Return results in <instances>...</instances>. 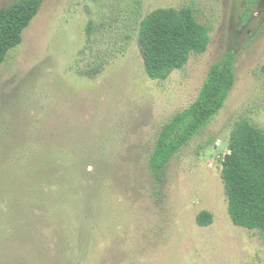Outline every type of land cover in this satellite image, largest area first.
<instances>
[{
  "label": "rangeland",
  "instance_id": "rangeland-1",
  "mask_svg": "<svg viewBox=\"0 0 264 264\" xmlns=\"http://www.w3.org/2000/svg\"><path fill=\"white\" fill-rule=\"evenodd\" d=\"M186 6L210 46L153 80L141 24ZM231 53L223 109L156 176L160 129ZM263 66L264 0H46L0 70V264H264L221 176L236 123L264 132Z\"/></svg>",
  "mask_w": 264,
  "mask_h": 264
},
{
  "label": "trees",
  "instance_id": "trees-1",
  "mask_svg": "<svg viewBox=\"0 0 264 264\" xmlns=\"http://www.w3.org/2000/svg\"><path fill=\"white\" fill-rule=\"evenodd\" d=\"M46 0H18L0 8V70L9 53L23 43V33L39 14ZM211 30L200 23L192 6L180 10L161 8L141 24L140 44L145 70L153 80H166L183 69L193 55L206 53ZM264 74V66L262 68ZM1 78V71H0ZM235 57L231 53L215 62L198 98L176 113L159 131L151 155V169L160 177L172 157L200 135L223 109L236 84ZM222 180L228 212L234 225L264 235V132L241 120L232 130L229 154L223 162ZM201 227L214 221L202 211Z\"/></svg>",
  "mask_w": 264,
  "mask_h": 264
}]
</instances>
